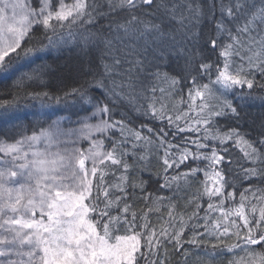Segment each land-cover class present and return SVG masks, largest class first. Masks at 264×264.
<instances>
[{"label": "snow or ice", "instance_id": "6c2138e0", "mask_svg": "<svg viewBox=\"0 0 264 264\" xmlns=\"http://www.w3.org/2000/svg\"><path fill=\"white\" fill-rule=\"evenodd\" d=\"M9 80L0 264H264V0H0Z\"/></svg>", "mask_w": 264, "mask_h": 264}, {"label": "trees", "instance_id": "16d2710c", "mask_svg": "<svg viewBox=\"0 0 264 264\" xmlns=\"http://www.w3.org/2000/svg\"><path fill=\"white\" fill-rule=\"evenodd\" d=\"M77 54L78 49L76 48L74 42H70L58 50H52L46 53L43 57V61L38 60L36 63L39 64L41 62H46L49 66L50 75L45 77L48 87L46 89H41L39 86L34 85L33 87L35 90H47L52 94H59L57 89L60 86L61 80H64L65 83L68 84L71 83L72 69L76 63ZM11 83V80L0 83V99H10L7 93L8 91H11L9 87ZM31 103L32 102H29V106L24 108L20 113V123H22L29 130L33 128L38 129L40 127H44L45 123H48L47 121L50 120L49 116H51V118L64 117L66 118V121H75L78 115H84V113L81 112L77 107L65 108L63 105H56L54 101L48 102L50 106H45L43 108H41L39 101L35 102V107H32ZM120 111L132 117L136 115V113L132 111L131 106L126 102L121 106ZM252 111L256 112L258 109H253ZM42 113H47L48 115H42ZM117 118H119V116H117ZM134 126L138 127L139 121H135ZM8 127L10 126L0 124V130H6ZM200 178L203 179V176ZM188 211L190 212L191 208H189ZM243 255L244 254L242 252L237 250V259H240V257ZM181 264H183L182 261Z\"/></svg>", "mask_w": 264, "mask_h": 264}, {"label": "rangeland", "instance_id": "374dc122", "mask_svg": "<svg viewBox=\"0 0 264 264\" xmlns=\"http://www.w3.org/2000/svg\"><path fill=\"white\" fill-rule=\"evenodd\" d=\"M51 119H56V118H51ZM48 123H50L51 122V120H49V121H47ZM48 123H45V125H44V127H47V124ZM78 125H75V124H71V125H69V124H67V122L65 123V127H77Z\"/></svg>", "mask_w": 264, "mask_h": 264}]
</instances>
